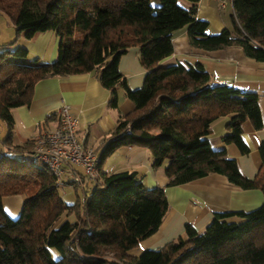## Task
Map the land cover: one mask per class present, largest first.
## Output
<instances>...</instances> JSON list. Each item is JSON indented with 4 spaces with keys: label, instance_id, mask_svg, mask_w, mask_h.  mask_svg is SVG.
<instances>
[{
    "label": "trees",
    "instance_id": "trees-1",
    "mask_svg": "<svg viewBox=\"0 0 264 264\" xmlns=\"http://www.w3.org/2000/svg\"><path fill=\"white\" fill-rule=\"evenodd\" d=\"M190 1L188 8L179 0H160L158 7L150 0H0V13L27 39L49 30L59 38L52 62L28 63L25 47L0 53V121L8 131L3 142L20 155L0 150V264H264V201L252 210L214 212L201 232L187 223L184 233L162 248L134 255L129 251L159 229L169 208L162 188H148L135 172L106 173L99 163L96 184L67 204L47 165L20 160L35 140L13 144V109L30 103L39 80L96 70L112 92V106L118 104L119 84L134 103L102 142L100 162L119 147L143 146L151 152L153 167L168 162L170 186L218 173L229 185L264 195V144L258 171L248 178L237 160L224 148L214 149L207 137L214 121L230 115L223 141L245 151L243 123L262 126L259 95L213 83L201 63L160 64L173 53V34L185 26L192 47L238 46L246 56L264 61V0H232L233 29L217 33L197 17L199 0ZM131 46L140 48L146 69L137 89L128 86L119 69L120 57ZM18 194L27 197L13 218L3 198Z\"/></svg>",
    "mask_w": 264,
    "mask_h": 264
},
{
    "label": "crops",
    "instance_id": "crops-1",
    "mask_svg": "<svg viewBox=\"0 0 264 264\" xmlns=\"http://www.w3.org/2000/svg\"><path fill=\"white\" fill-rule=\"evenodd\" d=\"M218 1L221 2V9L223 6L228 7L227 0L225 3H222L224 0H199L196 4L197 17L208 20L210 33H217L221 27L228 28L215 6ZM230 1L232 5V0ZM179 4L189 8L192 2L179 0ZM232 15L233 6L231 18ZM58 41L53 31H45L29 40L26 48L39 61L52 62L57 56ZM172 43L173 53L161 60V65L181 63L186 66L201 63L211 74L213 83L229 84L238 90L259 95L262 126L255 129L250 120L243 123L242 136L247 145L245 151L240 150L234 143L225 144L223 141V137L229 132L227 125L230 115L214 121L207 136L214 149L224 148L227 156L237 160L243 175L253 178L261 164L259 148L264 144V61L246 56L238 46L213 50L192 47L186 26L173 34ZM119 69L130 88L137 89L142 86L146 69L140 62L138 46L129 47L120 57ZM116 95L118 104L114 107L111 105L112 92L101 84L96 70L43 78L35 84L30 103L13 109V144L21 145L35 140L42 129H54L58 123L54 114L60 105L66 103L70 106V112L78 119L77 132L80 140L85 146L93 147L99 155L102 142L110 137L118 122L134 108V103L125 95L121 84L117 85ZM7 132L5 124L0 121V150L18 157L20 155L3 142ZM152 162L150 150L143 146L119 147L100 162V170L106 173L135 172L148 188H162L169 203L159 229L143 239L138 247L131 249L130 254H139L145 249L162 248L182 235L187 223L201 232L214 212L252 210L264 201L261 190L229 185L227 178L218 173L208 174L183 185L170 186L165 174L168 162L158 168L153 167ZM75 175L79 180L74 182ZM63 180L65 183L59 190L67 204H74L79 196L86 194L85 191L90 186L83 169L76 165L65 166ZM13 196L16 195L4 197L3 203L5 205L6 201L16 212L20 208V199Z\"/></svg>",
    "mask_w": 264,
    "mask_h": 264
},
{
    "label": "built area",
    "instance_id": "built-area-1",
    "mask_svg": "<svg viewBox=\"0 0 264 264\" xmlns=\"http://www.w3.org/2000/svg\"><path fill=\"white\" fill-rule=\"evenodd\" d=\"M55 114L57 126L52 130L40 131L32 151L23 155L20 160H37L44 163L61 185L65 183V166H80L91 186H94L100 174V157L97 151L93 147L85 146L80 140L77 132L78 119L70 112L68 104L60 105ZM128 130L126 129V132ZM78 180L79 177L75 175L73 181Z\"/></svg>",
    "mask_w": 264,
    "mask_h": 264
},
{
    "label": "rangeland",
    "instance_id": "rangeland-1",
    "mask_svg": "<svg viewBox=\"0 0 264 264\" xmlns=\"http://www.w3.org/2000/svg\"><path fill=\"white\" fill-rule=\"evenodd\" d=\"M227 1H228L227 2L228 3V7L227 8H225L223 6V9H221L220 8V5H221L220 3L221 2H219V1L215 2V6L217 7L218 12L221 13L222 18L226 21L228 29L232 30L233 29L232 18H231L232 5H231V1L230 0H227ZM225 2H226L225 0L222 1V3H225ZM150 3H151L152 6L158 7L160 5V0H150ZM202 20L208 21V20H205V19H202ZM223 29H224L223 27L218 28L217 32H220ZM51 31H53V30H51ZM55 35L57 36L56 33H55ZM57 38H58V36H57ZM32 39H27L24 36L23 32L19 33L16 30L12 20L10 18H8L6 15L0 13V53L4 52L6 49L12 51V50H14L16 48H19V47L20 48H22V47L26 48L27 42L29 40H32ZM58 40H59V38H58ZM58 43H59V41H58ZM28 54H29L28 58L26 59V61L28 63L31 64L35 60L39 61L38 57L31 55L29 53V51H28ZM39 62H43V61H39ZM45 62H47V61H45ZM7 197H10V196H5V198H7ZM13 197H18V199H20V202H19L20 203V208L18 210H16V212L13 211L14 207L9 205V204H7L6 201H5V205H4V203H3V205H4V208H5L6 212H7V214L9 216L13 217V218H16L19 215L18 213L20 212V209L22 208L23 202H24L25 198L27 197V194H18V195L13 196ZM28 197H29V195H28ZM52 255H53L54 258H58L59 257L58 253L55 250L52 251Z\"/></svg>",
    "mask_w": 264,
    "mask_h": 264
}]
</instances>
